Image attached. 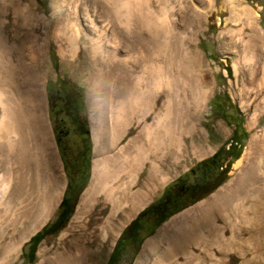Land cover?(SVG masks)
Returning a JSON list of instances; mask_svg holds the SVG:
<instances>
[{
	"label": "rangeland",
	"instance_id": "obj_1",
	"mask_svg": "<svg viewBox=\"0 0 264 264\" xmlns=\"http://www.w3.org/2000/svg\"><path fill=\"white\" fill-rule=\"evenodd\" d=\"M201 1L196 2L197 11L201 17L208 16V31L194 41L193 50L187 52L182 46L174 55L175 71L178 76L184 72L192 86L200 84L198 74L203 73L206 100L198 112L194 130L185 135L176 133L173 144L158 149L154 161L158 170L154 177L150 176L151 156L143 163L144 167L136 170L137 174L134 172V187L129 189L125 206L107 208L95 217L96 225L90 227L93 234L87 236L88 258H94L95 264H264L263 224L257 225L259 232L250 234L247 230L251 227L239 218L236 230L241 232L236 240L232 239L230 228L222 234L198 233L185 240L190 236L191 224L199 220L198 213L189 212L233 183L240 173L234 165L251 139L264 147V0H213L211 9L206 0ZM188 3L193 6V2ZM99 5L106 7L107 0H0V92L4 93L7 115L19 118L22 128L25 127L23 131H28L33 179L31 193L23 206L9 211L1 209L0 264L41 262L40 246L48 239L57 240L73 222L81 199L91 186L94 160L91 117L94 113L88 102V75L66 65L70 58L60 55V43L66 45L63 39H56L54 24L49 36L52 44L39 57L41 68L27 65L30 63L26 55H18L11 47L18 37H23L26 27L43 18L46 22L72 18L75 6L92 10ZM176 14L178 19L180 13ZM251 25L261 35V44L256 43ZM180 28L177 30L182 36ZM96 108L93 109H99ZM33 111L45 131L44 153L40 138L34 137L29 127ZM233 131L239 148L218 189L207 199L130 237L126 232L129 224L157 199L163 188L180 175L188 177L189 169L210 157ZM136 135L137 128L133 126L116 143V148L104 156H112ZM85 148L90 153L81 159ZM139 204L143 205L136 211ZM110 236L112 242L106 246ZM103 249L104 253H100Z\"/></svg>",
	"mask_w": 264,
	"mask_h": 264
},
{
	"label": "bare ground",
	"instance_id": "obj_2",
	"mask_svg": "<svg viewBox=\"0 0 264 264\" xmlns=\"http://www.w3.org/2000/svg\"><path fill=\"white\" fill-rule=\"evenodd\" d=\"M188 1L193 2L192 7ZM206 1L211 9L213 0ZM196 2L202 3L201 0H107L106 7L99 5L92 10L75 6L72 18L49 22L43 18L26 27L23 37L13 43L11 50L26 55L30 63L27 65L41 68L39 57L52 44L49 36L54 24L56 39H63L66 45L63 47L60 43V55L70 58L66 65L88 75V102L94 113L91 116L94 139L91 186L82 197L69 228L57 240L48 239L40 246L39 264H95L94 258H88L87 245V236L91 237L94 231L90 227L96 225L95 217L107 208L125 206L134 172L151 156L150 176L154 177L158 170L154 162L158 149L173 144L176 133L185 135L194 130V122L206 100L203 73L198 74L200 84L192 86L190 79L183 76L184 72L178 76L175 71L174 55L182 46L187 52L193 50L194 41L208 31L209 18L201 17ZM176 12L180 13L178 19ZM178 26L183 29L182 36ZM251 27L256 43L261 44V35L255 26ZM3 94L0 92V212L22 205L33 185L28 131H23L25 127L22 128L19 118L7 115ZM93 106L99 109L94 110ZM34 111L29 127L34 137L40 138L44 153L47 139ZM133 126L137 128V135L112 156H104ZM234 166L240 173L233 183L189 212L198 213L199 220L197 217L198 221L191 224L190 236L185 240L198 233L222 234L229 228L232 239L236 240L241 232L236 230L239 218L251 227L247 230L250 234L259 232L257 225H264V147L252 138ZM108 239L106 246L113 236Z\"/></svg>",
	"mask_w": 264,
	"mask_h": 264
},
{
	"label": "flooded vegetation",
	"instance_id": "obj_3",
	"mask_svg": "<svg viewBox=\"0 0 264 264\" xmlns=\"http://www.w3.org/2000/svg\"><path fill=\"white\" fill-rule=\"evenodd\" d=\"M234 134L233 131L231 137L221 143L210 157L199 160L190 168L188 177L180 175L166 185L157 199L129 224L127 234L134 237L139 231L207 199L216 191L228 175L239 148ZM87 153L90 150L85 148L79 157L83 159Z\"/></svg>",
	"mask_w": 264,
	"mask_h": 264
},
{
	"label": "trees",
	"instance_id": "obj_4",
	"mask_svg": "<svg viewBox=\"0 0 264 264\" xmlns=\"http://www.w3.org/2000/svg\"><path fill=\"white\" fill-rule=\"evenodd\" d=\"M38 236L35 237V239L37 238Z\"/></svg>",
	"mask_w": 264,
	"mask_h": 264
}]
</instances>
